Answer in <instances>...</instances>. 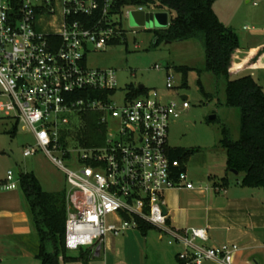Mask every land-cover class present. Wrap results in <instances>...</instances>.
<instances>
[{
	"label": "built area",
	"instance_id": "2783aa9c",
	"mask_svg": "<svg viewBox=\"0 0 264 264\" xmlns=\"http://www.w3.org/2000/svg\"><path fill=\"white\" fill-rule=\"evenodd\" d=\"M247 1L257 5L261 0ZM111 2L0 0V121L32 135L24 157L41 152L64 172L70 185L66 250L99 249L106 235L120 236L145 222L169 245L182 246L177 254L181 264H232L237 244L200 245L197 241L207 239L205 228L179 231L163 212L166 190L194 188L168 146L170 123L189 108L188 97L167 98L145 87L132 94L125 88L117 105L114 69L87 64V54L111 45L125 31L124 10L110 14ZM165 69L166 88L175 93L177 76ZM90 111L98 112L105 125L103 144L70 150L61 135L67 116ZM18 185L19 175L8 171L0 191Z\"/></svg>",
	"mask_w": 264,
	"mask_h": 264
},
{
	"label": "rangeland",
	"instance_id": "374dc122",
	"mask_svg": "<svg viewBox=\"0 0 264 264\" xmlns=\"http://www.w3.org/2000/svg\"><path fill=\"white\" fill-rule=\"evenodd\" d=\"M246 1L215 0L213 3V11L219 20L235 30L241 48L245 49V53L238 58L239 62H242L243 56L251 48L264 45V0L257 5ZM157 13L160 11L155 9L125 8L122 18L125 31L121 41L87 54L88 66L114 69L118 89L114 102L117 105L121 102V94L129 85L142 84L150 92L155 91L159 95H166L167 98H175V94L186 95L189 108L178 113L170 123L168 146L196 149L185 164L196 184L200 183L212 189L213 183L220 176L227 174L236 179L241 178V174H233L227 169L226 154L217 147L222 125L229 128L232 139L238 137V109L222 104L225 95L224 86L220 82L217 83L210 72L197 74V69H202L205 61V54L198 40L162 41L153 45L154 30L158 29L154 24V16ZM156 64L162 68H154ZM179 65L191 69L186 77V86H181L183 77L176 70ZM166 66L177 76L176 83L179 86L175 93L168 92L166 88ZM247 72L252 74L264 91V66L253 67ZM198 78L205 91L211 94L209 97L200 91L196 83ZM213 114L216 117L209 119ZM85 116L84 113L67 116L69 122L63 126L61 135L67 138V146L70 150L101 146L104 142L101 134L91 137L87 132L88 120ZM98 116L100 117L99 114ZM11 124L10 121H0V178H3L8 171H12L13 175L17 176L25 170L34 173L45 191L59 189L68 191L70 185L66 181L64 172L43 153L23 156V148L33 142L32 135L22 131L19 125L15 134L11 135L8 132L12 129ZM63 162L66 166H71L66 160ZM111 220L112 216L109 215L108 221ZM150 234L156 236L158 232L156 229H151ZM159 245L168 246L166 240L159 242ZM179 247L176 245L173 249ZM0 254L3 256L0 257L2 260L0 264H40L32 255L29 243H25V240L0 242Z\"/></svg>",
	"mask_w": 264,
	"mask_h": 264
},
{
	"label": "trees",
	"instance_id": "16d2710c",
	"mask_svg": "<svg viewBox=\"0 0 264 264\" xmlns=\"http://www.w3.org/2000/svg\"><path fill=\"white\" fill-rule=\"evenodd\" d=\"M215 0H112L110 14H121L126 7L142 6L166 12L169 24L166 28L154 30L153 45L162 41H185L196 39L200 42L205 61L197 74L210 72L215 81L224 86L223 105L237 108L239 111L238 137L232 139L229 128L222 125L219 130L217 147L226 154L228 170L234 169L241 174L240 185L264 189V91L261 85L249 75L232 78L233 59L239 48V39L235 30L223 24L213 11ZM124 31L121 36H123ZM121 37L111 44H117ZM183 77L181 86H186V77L190 68L176 67ZM200 91L207 95L200 78L196 80ZM132 94L140 91L136 86L127 87ZM97 92L94 96H97ZM98 112L84 113L88 120L87 132L90 136L101 134L104 140L105 125L99 123ZM212 121V120H210ZM16 125L9 131L15 134ZM90 145V144H87ZM196 152L193 148H172L170 156L180 161L182 169L189 157ZM225 181L222 178L220 183ZM227 183V182H226ZM217 184V182H215ZM219 184V182H218ZM223 186V185H222ZM27 205L30 221L37 235L35 257L40 264H60L84 259L68 254L64 246L65 221L67 217L66 190L45 191L33 172L21 171L19 185ZM153 226L139 222V230L146 234Z\"/></svg>",
	"mask_w": 264,
	"mask_h": 264
},
{
	"label": "crops",
	"instance_id": "0c3cea01",
	"mask_svg": "<svg viewBox=\"0 0 264 264\" xmlns=\"http://www.w3.org/2000/svg\"><path fill=\"white\" fill-rule=\"evenodd\" d=\"M242 53H245V49L239 46L233 59L232 78L246 74L252 76L247 72L249 69L264 66V45L251 48L239 62ZM11 123L13 128L16 124ZM185 169L193 182L192 173L186 166ZM222 178L225 184L220 183ZM240 179L226 174L217 178V184L214 182L212 189L193 182V189L166 190L163 198L168 222L179 231L205 228L207 239L197 241L205 247L237 244L239 249L233 254L232 264H264V189L242 186ZM60 190L63 189L48 192ZM150 235L149 231L142 234L139 229H129L120 236L108 234L99 249L88 246L67 250L68 253L72 252L69 255L84 259L70 262L60 260V264H181L177 257L182 251L181 245L166 242L169 247H163L159 242L165 238H161L159 233ZM17 239L29 243L35 257L37 235L19 188L0 191V242ZM176 245L180 247L173 249ZM0 257L3 256L0 254ZM202 264L221 263L205 260Z\"/></svg>",
	"mask_w": 264,
	"mask_h": 264
},
{
	"label": "water",
	"instance_id": "95a60500",
	"mask_svg": "<svg viewBox=\"0 0 264 264\" xmlns=\"http://www.w3.org/2000/svg\"><path fill=\"white\" fill-rule=\"evenodd\" d=\"M154 24L158 26V29L166 28L169 24V17L166 12L157 13L154 16ZM144 85L139 84L138 89L142 90ZM185 97V96H184ZM216 117L215 114L210 115L209 119H214ZM233 174H237L238 172L234 169L230 170ZM163 212L166 213L165 207H163Z\"/></svg>",
	"mask_w": 264,
	"mask_h": 264
}]
</instances>
